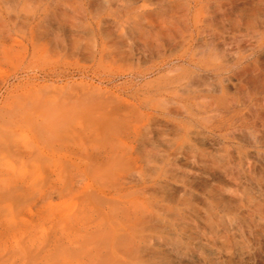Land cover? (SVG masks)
<instances>
[{"label":"rangeland","instance_id":"1","mask_svg":"<svg viewBox=\"0 0 264 264\" xmlns=\"http://www.w3.org/2000/svg\"><path fill=\"white\" fill-rule=\"evenodd\" d=\"M0 264H264V0H0Z\"/></svg>","mask_w":264,"mask_h":264},{"label":"bare ground","instance_id":"2","mask_svg":"<svg viewBox=\"0 0 264 264\" xmlns=\"http://www.w3.org/2000/svg\"><path fill=\"white\" fill-rule=\"evenodd\" d=\"M74 216L77 217L75 214H68V215H66V217H72V218H74ZM82 254H85V252H82Z\"/></svg>","mask_w":264,"mask_h":264}]
</instances>
